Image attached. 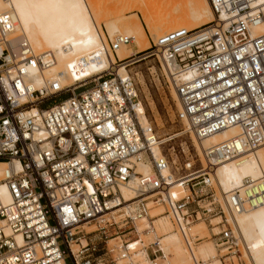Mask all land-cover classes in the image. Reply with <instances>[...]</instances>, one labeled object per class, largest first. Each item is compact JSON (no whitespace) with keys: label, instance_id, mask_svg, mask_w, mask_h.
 Instances as JSON below:
<instances>
[{"label":"built area","instance_id":"built-area-1","mask_svg":"<svg viewBox=\"0 0 264 264\" xmlns=\"http://www.w3.org/2000/svg\"><path fill=\"white\" fill-rule=\"evenodd\" d=\"M208 1L213 21L168 32L149 48L66 86L55 77L40 87L32 84L28 62L36 61L44 71L53 60L16 35L9 10L0 11V161L20 164L0 180L11 198L6 202L0 192V264H141L139 250L131 248L134 239L110 245V226L118 228L115 237L124 233L119 231L123 226L128 234L137 232L136 221L151 217L155 207L164 209L193 252L187 228L210 216L201 210L202 198L216 196L209 171L264 145V33H252L264 22V5L258 0ZM132 42L119 33L109 45L117 52ZM153 55L167 65L182 102L178 118L199 140L232 126L240 129L238 136L204 149L206 166L199 156L201 164L192 170L189 159L186 175L174 172L164 150L169 140L163 142L152 125L142 124L143 101L134 76L117 68ZM63 92L71 95L45 106ZM140 164L149 171H141ZM203 168L207 171L184 183L186 192L174 189L176 180ZM123 188L134 198L126 201ZM126 202L128 211L119 225L113 219ZM227 202L233 212L264 204V177L246 178L244 191L230 192ZM220 216L219 230L212 228L216 244L239 248L227 214L226 222ZM92 223L96 229L88 232L85 225ZM95 231L98 236H92ZM144 250L149 264H165L159 247ZM193 264L204 261L194 255Z\"/></svg>","mask_w":264,"mask_h":264},{"label":"bare ground","instance_id":"bare-ground-1","mask_svg":"<svg viewBox=\"0 0 264 264\" xmlns=\"http://www.w3.org/2000/svg\"><path fill=\"white\" fill-rule=\"evenodd\" d=\"M258 1L264 5V0ZM98 2L96 4L95 0H0V11L9 10L13 14L16 35L26 37L37 54L48 53L53 60L51 66L44 71L36 61L28 62L29 80L35 87H40L46 79L51 77L59 79L63 86H66L88 74L105 71L111 68L118 58L124 59L140 49L150 47L148 31L151 32V38L156 41L168 32L179 28L194 29L213 21L216 17L208 0H137L135 3L132 1L131 6L116 2L101 6ZM132 10H138L139 13H135L132 18L123 15ZM102 21L105 22V26L102 25ZM104 27L108 30L110 37L124 33L132 37L133 42L122 45L117 52H113L102 32ZM252 33H264V22L253 27ZM134 47H138L139 50H135ZM161 66L163 69L167 67L164 61ZM117 68L121 74L129 73L126 63L119 64ZM165 72H167L166 69ZM167 75L170 76V72H167ZM171 85L182 108L175 85ZM140 109L142 124L151 125L143 102ZM187 129L197 141L204 166H206L205 148L240 134L239 127L232 126L199 140L189 130L188 123ZM161 150L160 146L156 152ZM244 154L240 158L219 163L214 170L209 171L210 181L218 188L220 203L229 214V221L235 226L234 232L244 244L249 263L264 264V204L233 212L227 202L230 192L237 189L244 191L246 178L256 180L264 177V145L247 149ZM11 166L20 169L17 161L12 165L0 161V180L6 177L7 172H10ZM139 169L149 171L150 168L148 165L140 164ZM206 171L207 168H203L176 180L174 189L186 192L187 187L184 183ZM122 191L126 201L134 198L131 190L123 188ZM0 192L6 202L11 200L5 183H1ZM128 205V202L124 203L122 208L124 212L118 213L115 221L119 222L120 219L123 221ZM155 210L157 211L155 214L150 212L151 217L143 216L136 221L138 236L132 241L131 248L139 250L137 253L141 264H149L144 247L151 244L162 250L165 264H171L168 258H171L170 253L173 251L179 258H183V261L185 260L184 251L188 255V264L190 260L193 262L194 255L197 258L200 257L198 259L203 260L204 264H221L217 246L210 239L203 241L198 247V253L195 252L197 242L189 236L192 235L195 238L197 236L199 239L208 237L204 224L192 223L193 225L187 228V236L193 244L192 252L189 251L183 234L178 229L174 231V223L164 213V209L155 207ZM219 222L221 220L217 221ZM93 226L95 224H88L85 228L91 232L96 229L92 228ZM147 236H150L149 239L152 241L146 244ZM121 239L122 236L117 235L109 239V242L116 241L113 245H120ZM83 242L86 243L84 238ZM74 248L78 246L75 245Z\"/></svg>","mask_w":264,"mask_h":264},{"label":"rangeland","instance_id":"rangeland-1","mask_svg":"<svg viewBox=\"0 0 264 264\" xmlns=\"http://www.w3.org/2000/svg\"><path fill=\"white\" fill-rule=\"evenodd\" d=\"M99 1L100 2H98V0H95V3L97 4L98 2L99 5L101 6H105L106 4L108 5L109 3H113V2H116L120 5L131 6L133 5L132 1L133 3H135V1L137 0H99ZM135 13H139L138 10H132L123 15L128 16V17L130 16L129 18H132ZM102 25L105 26V22L102 21ZM102 32L104 34L106 41H108V44L110 42V39H114V37L116 36V35H113L110 37L108 30L105 27L104 29H102ZM150 33L151 32L148 31V34L150 36V40L148 41L151 46V44H153L154 39L151 38L152 35ZM134 49L139 50L138 47H134ZM144 49H140L139 51L144 50ZM127 68L130 74L134 76L137 82L139 94L143 101V106H144L145 112L147 114V117L151 125L154 127V130L157 132V134L162 137L163 142L169 140L167 143L164 144V150L173 164V169H174L176 176L186 175L190 171L189 169H186L185 167V163L189 159L194 161L192 170H194V168H198L201 164V161L199 159L200 149H199V146L197 145V141L191 135V132H189L187 129V122L181 121L178 118V110L181 109V105L179 104V101L174 95L173 87L169 81V77L167 76V72H169L167 67H165L167 71L165 72V69L161 68V65L159 64L156 56L153 55L149 58L140 60L138 62L130 63L127 66ZM83 89L85 88L79 89V91ZM70 95L71 93L69 92H63L55 96L54 98L46 101L45 106L51 105L55 102L65 99L69 97ZM200 179H196L194 183L197 181H201ZM201 185L203 186V184ZM213 186L216 189L215 200H214V197H207V198L203 197L202 199L204 200L201 202V205L203 206L201 210L207 213V215L210 214V216L205 217V215H203V217L200 220H197L193 223V224H198V223L204 224L207 228V232L209 236L199 239L197 236L195 238V237H192V235L188 234L190 235L189 237L193 238L197 242L195 246L196 247L195 252L198 253V250H199L198 247H200L203 241L210 239L217 246L218 259L220 260L221 264H250L248 257L245 254L246 252H245V248H244V244L242 240H241V244L239 248L235 250L227 249L226 246H218L216 244V240H215V236L213 235L212 228H215L214 231L219 230L222 223L218 224L217 221L221 220L222 217L220 215H223V219H224L223 222H226L225 213L227 214V212H225L222 204L220 203L221 197H220L218 188L215 185V183L213 184ZM198 187L199 185L196 186V188ZM216 207L219 213L215 215V214H212L213 212L212 208H216ZM151 213L153 214L157 213L155 208L151 210ZM117 214L115 216H117ZM227 216H229V214H227ZM116 219L117 218L115 217L113 220H116ZM119 219L120 218L118 217V220ZM210 220H212L211 223H210ZM122 223L123 221L122 219H120L119 225H121ZM92 224H89V225H92ZM193 224H191L190 226H192ZM173 226L175 228L174 231H178L175 225ZM233 227L235 229L234 225ZM260 227L261 226H259V228ZM92 228L95 229L96 226H93ZM115 231H118V228L116 226H110V234H112L113 237H115ZM119 231L120 233L124 232L121 235L126 234L125 237L122 236V239H129V238L135 239L138 236V233L136 231H133L132 233L128 234V228H126V226H123L122 230H119ZM95 234L96 236H98L97 231L93 232L92 236H95ZM150 236L145 237L146 244L152 241V239H149L151 238ZM118 241H120V239H118ZM183 241L185 244V239ZM114 242L116 241H112L109 243L112 246ZM180 252H181V246H180ZM187 256L188 255L183 251V257L185 259L183 261L182 260L183 258L182 259L179 258L178 254H176L173 251V253H170L171 258H168V260L169 261L171 260L170 261L171 264H188ZM189 264H193L192 260H190Z\"/></svg>","mask_w":264,"mask_h":264}]
</instances>
